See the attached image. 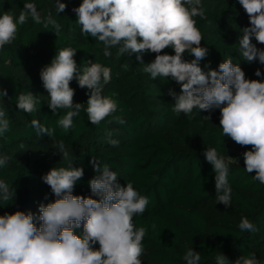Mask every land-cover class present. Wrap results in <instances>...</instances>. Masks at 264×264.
<instances>
[{
  "label": "trees",
  "instance_id": "1",
  "mask_svg": "<svg viewBox=\"0 0 264 264\" xmlns=\"http://www.w3.org/2000/svg\"><path fill=\"white\" fill-rule=\"evenodd\" d=\"M61 2L67 7L58 13L57 0H0V15L7 12L18 17L25 3H33L42 18L36 23L29 17L18 26L15 41L0 49V89L7 91L0 100V111L10 121L9 131L0 135V156L8 157L7 164L0 167V180L14 189L9 200H0V215L17 210L38 215L41 204L53 202L56 197L43 176L54 167L83 168L84 175L73 195L93 196L89 181L96 175L92 163L96 160L102 168L115 171L122 186L131 182L148 198L145 212L133 217L137 228L146 229L142 243L148 264H185L183 258L189 249L198 252L200 264H216L221 254L226 257L225 264H235L250 254L264 264V184L253 179L254 172H246L243 153L228 157L233 140L212 124L220 121L219 108L194 109L187 115L173 112L175 101L169 92L180 94V85L170 77L153 80L135 53L121 56L114 47L108 49L111 55L105 56L104 44L82 34L76 22L72 9L82 0ZM202 5L204 18H194L202 33L201 46L208 50L200 67L205 72V65L218 70L223 60H232L246 79L264 81V75H255L257 69L264 74V64L244 61L240 49L239 39L242 29L249 26V18L239 0H202ZM49 15L60 25L57 34L52 24L45 27ZM252 42L264 49L254 37ZM64 48L77 49L74 59L79 72L92 62L111 68L112 79L102 86V94L114 99L118 108L99 124H91L85 111L91 89L81 88L75 79L70 82L73 100L84 107L73 117L70 129L58 125L69 109L52 113L47 105L49 97L40 73ZM164 53L175 54L172 48L164 49ZM140 55L148 64L156 54L146 51ZM184 59L190 62L194 57L186 52ZM28 92L39 99L37 111L31 114L16 107V98ZM117 117L125 123H118ZM33 119L52 134L38 135L31 125ZM183 135L191 143L176 147L174 139ZM61 141L66 155L60 153ZM207 147L215 148L229 162L230 205L237 210L231 223L212 224L203 212L210 202L218 203L215 173L204 156ZM249 150L251 146H246L245 152ZM245 217L254 225L253 231L240 230ZM75 231L82 235L83 225Z\"/></svg>",
  "mask_w": 264,
  "mask_h": 264
},
{
  "label": "clouds",
  "instance_id": "2",
  "mask_svg": "<svg viewBox=\"0 0 264 264\" xmlns=\"http://www.w3.org/2000/svg\"><path fill=\"white\" fill-rule=\"evenodd\" d=\"M249 18V26L242 29L240 49L246 62L259 61L264 64V49L252 42L264 44V0H239ZM57 12H64L66 3L57 0ZM72 11L82 34L98 39L105 46V56L110 48H118V54H137L136 59L145 65L143 71L153 80L158 77L171 78L180 85V94L170 90L174 97L172 111L190 114L194 109L211 111L219 108L222 134L241 146H251L243 153L245 170L255 173L253 179L264 184V81L246 79L245 72L232 60H223L218 70L205 72L200 67L208 50L201 46L202 33L195 17L204 18L202 0H82ZM41 23V16L33 3H25L18 17L5 12L0 15V49L11 45L18 26L28 18ZM52 24L55 34L60 25L48 16L45 27ZM172 48L174 55L162 54ZM77 49L64 48L55 55L51 63L41 70V80L48 93V107L52 113L57 109H69L58 120V125L68 130L73 117L84 107L74 103V89L70 82L78 81L81 88L91 89L85 109L89 122L99 124L117 111V102L102 94V86L111 79V68L92 62L78 71L74 59ZM155 53V59L144 64L142 53ZM188 53L194 57L184 59ZM255 75L264 74L259 69ZM7 91L0 89V100ZM37 96L31 92L21 93L16 98V107L26 113L37 111ZM117 122L124 124L122 118ZM31 125L37 134L52 133L33 119ZM10 121L0 111V135L8 132ZM114 143V142H113ZM58 147L66 155L63 142ZM206 160L215 173L216 200L230 206L232 188L228 182L229 162L215 148L204 151ZM8 157L0 156V167L7 164ZM237 162V161H236ZM96 175L89 181L93 196L73 195L76 183L84 175L83 168H52L43 176L56 199L47 205L41 204L38 215L17 210L0 215V264H142L144 253V227L133 223L136 214H143L148 198L134 189L131 182L122 186L118 175L107 166L101 167L92 161ZM14 189L0 180V200L11 198ZM37 221L39 226H37ZM83 225V233L76 229ZM239 228L253 231L254 225L245 217ZM99 247H94L96 244ZM185 264H200L197 251L189 249L184 256ZM226 257H216V264H225ZM235 264H261L255 254L240 257Z\"/></svg>",
  "mask_w": 264,
  "mask_h": 264
},
{
  "label": "rangeland",
  "instance_id": "3",
  "mask_svg": "<svg viewBox=\"0 0 264 264\" xmlns=\"http://www.w3.org/2000/svg\"><path fill=\"white\" fill-rule=\"evenodd\" d=\"M212 124L216 127V126H220V121H213ZM182 139H180L179 137H176L174 140V144L176 147H181V146H185L189 143H191L190 138L186 135H183V137H181ZM228 139L231 140L230 137H228ZM234 143V147H233V151H229L228 152V157L232 158L231 155L235 154H242L245 152V147L246 146H241L238 145L237 143ZM203 212L208 220V222L212 223V224H219V223H231L232 221H234V219L237 217V210L235 207H233L232 205L226 207L225 205L221 204V203H216V202H210V204L208 206H205V208H203ZM142 264H148L147 262V258L142 255L140 257Z\"/></svg>",
  "mask_w": 264,
  "mask_h": 264
}]
</instances>
